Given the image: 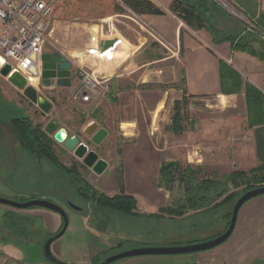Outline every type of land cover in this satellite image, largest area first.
Returning <instances> with one entry per match:
<instances>
[{"label": "rangeland", "instance_id": "1", "mask_svg": "<svg viewBox=\"0 0 264 264\" xmlns=\"http://www.w3.org/2000/svg\"><path fill=\"white\" fill-rule=\"evenodd\" d=\"M236 16L243 19L240 13ZM46 26L45 54L64 58L76 72L87 67L96 77L116 76L114 70L121 68V77L115 82L106 80L101 97L88 105L72 102V92L61 90L55 81L45 86L43 79L39 83L35 79L33 87L23 77L40 99L52 104L46 114L0 75V198L17 203L44 200L66 211L69 228L52 245L53 255L64 264H100L137 247L188 246L223 234L231 221L232 206L248 189L229 185L236 195L227 203L225 198L212 203V191L201 193L209 200L193 210L186 204L185 185L176 180L169 186L161 178V169L170 163L182 169L197 168L194 150L199 147L204 161L214 163L203 169L205 175L222 182L240 170L235 169L233 151L247 130L244 94L192 97L184 83L186 59L181 44L176 47L167 41L121 0H57ZM118 33L129 44L108 47L114 49L110 54L115 57L104 62L87 57L92 37L106 40ZM76 80L77 89L80 78ZM184 91L187 100H183ZM22 118L45 133L46 127L56 122L58 129H66L105 160L108 169L97 175L48 133L46 142L62 168L38 156L22 145L15 131L14 120ZM91 122L109 132L100 146L84 134ZM160 148L162 153H158ZM121 176L126 194L137 199L135 216L101 208L92 197V193L120 194ZM179 207L184 210L181 215L160 213L164 208ZM62 227L63 220L55 212L0 205V264H51L44 257L43 245ZM238 232L210 251L138 257L114 264H236L231 251L238 254ZM5 246L16 250L23 262L10 260Z\"/></svg>", "mask_w": 264, "mask_h": 264}, {"label": "crops", "instance_id": "2", "mask_svg": "<svg viewBox=\"0 0 264 264\" xmlns=\"http://www.w3.org/2000/svg\"><path fill=\"white\" fill-rule=\"evenodd\" d=\"M150 1L160 8L164 14L141 15L148 24L153 26L167 41L175 43V46L181 44L180 38L183 31V49L181 46V51L186 59L185 84L186 90L192 97L233 96L221 93L220 60L235 69L241 75L244 84L249 82L264 94V60L258 56H253L251 53L255 51L260 56H264V43L261 42H264V0H225L226 4L223 2L217 3L214 0H183L185 3L193 5L198 13L202 14L207 20L206 27L197 31L188 27L171 12L173 0ZM229 8L235 9L244 19L234 15ZM247 21L253 28L249 27ZM251 38H254V40H251ZM232 40L242 42V44L249 47L246 50H237ZM98 44L107 48L115 45H125L127 47L129 43L118 33L114 38L100 39ZM94 45L91 42L88 47L91 48ZM259 48L262 50H259ZM120 69L114 70L113 73L117 74L116 76L99 77L105 78L109 82L111 80V82L119 81L121 77L118 75ZM75 72L72 67L73 75L70 87H57L63 91L73 93L77 87ZM241 93L244 94L243 104L246 109L247 130H245L244 136L240 138L239 143L234 146L236 148L233 153L237 159L235 169L248 171L257 168L261 162L258 158L256 128L251 129L248 126L246 97L244 91ZM241 93H238V95ZM195 149L194 155L198 157L196 165L203 169H210L214 163L205 162L200 148L196 147ZM152 150L157 153L154 148ZM159 151L158 153H162L164 150L160 148ZM52 215L57 222L56 216ZM235 231H239L240 239L237 243L238 254L234 253V249L231 251L233 252L232 257L235 258L234 262L236 264H264V195L252 199L242 207L234 233ZM10 249L6 246L4 248V253L9 256L10 260L18 259L23 262L22 257L15 252L16 250Z\"/></svg>", "mask_w": 264, "mask_h": 264}, {"label": "trees", "instance_id": "3", "mask_svg": "<svg viewBox=\"0 0 264 264\" xmlns=\"http://www.w3.org/2000/svg\"><path fill=\"white\" fill-rule=\"evenodd\" d=\"M125 5L135 11L138 15H163L164 13L150 0H121ZM171 12L188 27L197 31L206 27L207 20L198 13L196 8L183 0H173ZM181 46L183 49V32L181 33ZM237 50H246L249 46L232 40ZM253 56H258L261 59L264 57L255 51L251 52ZM220 78H221V93L224 95H235L244 91L248 112V126L256 128L255 136L258 149V158L261 164L250 172L237 170L224 181L211 178L208 174L205 175L203 168L186 167L182 169L179 164L170 163L164 165L161 169V178L167 182L169 186L174 184L176 180L185 185L186 189V204L190 209L198 210L203 207L202 202L209 200L207 192H213L214 197L212 203L225 198V202L232 201L235 198L234 193L229 190V185L233 188L245 186L248 190H253L257 187L264 186V94L249 82L243 83L241 75L232 67L228 66L224 61L220 60ZM185 83V80H184ZM187 92L184 91L183 100H187ZM15 131L22 145L26 146L38 156L44 157L52 161L56 166L62 168V165L52 153L46 140L48 134L40 127L32 128L29 120L17 119L14 120ZM120 194L109 197L103 194L92 193V197L97 205L104 209H109L125 215H137V199L134 196L126 194L123 177L119 178ZM222 188V192H220ZM182 207L177 210L161 209V214L181 215ZM184 211V210H183Z\"/></svg>", "mask_w": 264, "mask_h": 264}, {"label": "water", "instance_id": "4", "mask_svg": "<svg viewBox=\"0 0 264 264\" xmlns=\"http://www.w3.org/2000/svg\"><path fill=\"white\" fill-rule=\"evenodd\" d=\"M43 72L42 79L46 86L48 81H55L57 86L70 87L72 85V65L64 58H55L53 55L44 54L42 57ZM12 72L10 65L3 67L2 59L0 58V75L5 79H8L19 89L24 91L25 97L33 104L37 105L44 113H49L52 110V104L45 100L40 99L38 92L31 86H27V81L19 74H15L9 77ZM35 75L37 73L33 71ZM46 132L49 135H53L54 140L64 145L65 149L69 152H73L74 155L82 160L84 164L91 168L97 175H102L108 169V163L100 159L98 154L90 150L88 145L81 142L76 136H70L66 129H58L56 122H51L46 127ZM84 134L91 139L92 143L96 146H100L109 136V132L101 128L96 122H91L84 129ZM264 195V186L257 187L253 190L247 191L241 195L235 204L232 206V217L228 229L220 236L197 244H191L188 246H171V247H137L131 250L123 251L119 254L108 257L104 262L100 264H114L116 262L138 258V257H162V256H182L202 253L213 250L226 243L233 235L237 225L238 217L242 207L257 197ZM0 205L9 206L19 210H27L30 208H42L59 214L63 220V227L61 231L55 236L49 238L43 245V254L45 259L51 264H64L60 262L52 253V245L62 238L69 228V217L66 211L60 206L44 201L33 199L24 203H17L0 198ZM75 210H82L72 206Z\"/></svg>", "mask_w": 264, "mask_h": 264}, {"label": "built area", "instance_id": "5", "mask_svg": "<svg viewBox=\"0 0 264 264\" xmlns=\"http://www.w3.org/2000/svg\"><path fill=\"white\" fill-rule=\"evenodd\" d=\"M56 1L0 0V58L3 67L10 65L12 68L9 77L16 73L26 80L30 77H36L38 81L42 79V57L47 43L46 24L53 14ZM229 10H233L231 12L236 15L239 13L232 8ZM247 23L253 28L248 21ZM99 41V38H91L95 45L88 49L87 56L102 61L115 57L114 54L107 56L114 49L100 46ZM75 75L80 78V86L72 93L71 101H80L85 105L97 101L105 89L106 79L96 77L87 67H80Z\"/></svg>", "mask_w": 264, "mask_h": 264}, {"label": "bare ground", "instance_id": "6", "mask_svg": "<svg viewBox=\"0 0 264 264\" xmlns=\"http://www.w3.org/2000/svg\"><path fill=\"white\" fill-rule=\"evenodd\" d=\"M78 55V54H77ZM112 54H108L107 56H111ZM114 56V55H113ZM99 58H100V56H99ZM95 64V63H94ZM35 79H37L36 77H30V79H28L29 81H30V85L31 86H33L34 87V80ZM37 81H38V79H37ZM38 83H39V81H38ZM38 83H37V85H38ZM36 88V87H35ZM158 116V115H157Z\"/></svg>", "mask_w": 264, "mask_h": 264}, {"label": "flooded vegetation", "instance_id": "7", "mask_svg": "<svg viewBox=\"0 0 264 264\" xmlns=\"http://www.w3.org/2000/svg\"><path fill=\"white\" fill-rule=\"evenodd\" d=\"M56 58V57H55ZM23 119V118H22ZM15 120H17V119H15Z\"/></svg>", "mask_w": 264, "mask_h": 264}]
</instances>
